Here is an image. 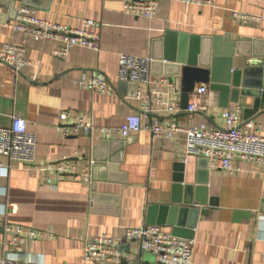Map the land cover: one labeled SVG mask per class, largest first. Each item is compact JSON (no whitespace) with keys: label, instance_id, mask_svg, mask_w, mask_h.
<instances>
[{"label":"crops","instance_id":"1","mask_svg":"<svg viewBox=\"0 0 264 264\" xmlns=\"http://www.w3.org/2000/svg\"><path fill=\"white\" fill-rule=\"evenodd\" d=\"M27 2L25 7L37 18L95 33L100 45L98 51L74 47L57 57L61 43L28 40L24 56L29 65L16 71L0 60V127H9L13 117L23 119L37 143L33 165L14 164L0 156V240L8 238L5 224L51 234L20 244L12 256L30 264H86L84 242L104 235L122 243L126 259L149 262L154 257L141 253L137 242L125 241V229L162 222L169 233L174 223L184 225L182 231L193 225V264H264V163L234 160V170L226 172L210 167L205 158L185 155L184 134L156 138L142 130L128 139L117 135L104 139L59 121L61 113L69 112L97 129L113 131L126 116L139 113L145 100L150 109L146 124L159 120L163 125L215 129L224 126L222 114L232 107L240 110L241 129L252 122L264 137V90L232 96L197 84L194 89L203 85L208 92L190 113L171 93L172 84L136 88L117 78L122 54L151 58L179 42L201 51L213 38L240 43L238 49L245 54H234V69L260 66L264 0H213L209 7L163 1L151 19L127 13L121 0ZM21 5L19 0H0V52L5 44L25 40L8 26ZM233 13L254 19L242 23ZM162 71L155 64L151 79H168ZM81 73L106 79L109 91L80 89L74 81ZM191 97L192 93L188 105ZM168 106L181 111L170 114ZM109 156L111 161L106 162ZM62 159L77 173L89 168L90 183L48 170L49 163ZM93 159L97 167L92 174ZM183 207L189 211L175 210ZM205 208L210 209L202 215Z\"/></svg>","mask_w":264,"mask_h":264},{"label":"built area","instance_id":"2","mask_svg":"<svg viewBox=\"0 0 264 264\" xmlns=\"http://www.w3.org/2000/svg\"><path fill=\"white\" fill-rule=\"evenodd\" d=\"M21 1V0H19ZM124 2L125 11L133 16L151 19L155 17L158 6L163 1L181 2L199 6H211L213 0H121ZM232 17L242 23H248L254 18L241 13H233ZM9 28L13 32L23 34L25 40L21 44L8 43L3 45L0 52V60L12 66L16 71L29 65L25 59V43L28 40H48L61 43V47L55 51L57 57H64L74 47L99 50L100 38L97 34L85 30L72 29L67 26L54 24L37 18L32 10L21 5ZM150 57H137L128 54L119 56L117 78L120 82L149 87H170L168 79L152 80ZM75 84L83 90L92 93H106L109 91V83L100 77L87 76L86 73L75 79ZM208 88L200 86L192 92V97L187 111L193 113L196 110V101L206 95ZM139 96V92L137 93ZM144 103L137 114L125 117L123 124L115 129H97L91 123H86L81 116H73L69 112L59 115L61 124L71 123L78 130H85L100 134L104 139H111L117 135L122 139H128L131 135L142 130H148L156 138H172L176 134H184L186 137L185 155L205 158L210 167L226 172H232V162L240 160L245 163H264V137L258 135L252 122L244 123L245 129L239 127L240 110L229 107L222 118L224 126L210 129L205 125L193 127H181L172 122L163 125L159 120H153L146 124L150 109ZM181 109L177 106H168L167 112L177 114ZM36 137L27 129L25 120L13 117L9 127H0V156L7 158L11 163L33 165L36 161ZM93 162H91V165ZM52 173L60 177H72L90 183V169L81 173L68 160L52 162L47 165ZM3 233L6 239L0 240V264H30L21 256L13 257V253L19 251L22 243L50 238L48 232L35 229H26L20 226L5 224ZM125 241L138 243L139 251L154 256L153 261L143 262L134 259H126L121 251L122 243L113 237L99 236L88 239L83 244V256L86 264H193V243L191 240L174 236L166 232L160 225H145L136 228L125 229Z\"/></svg>","mask_w":264,"mask_h":264},{"label":"water","instance_id":"3","mask_svg":"<svg viewBox=\"0 0 264 264\" xmlns=\"http://www.w3.org/2000/svg\"><path fill=\"white\" fill-rule=\"evenodd\" d=\"M24 6L28 5L27 0H21ZM16 13V11H15ZM16 15V14H15ZM210 45L203 50L190 48L179 42L178 46H165L162 55L151 57V72L155 64L162 67V75L167 77L172 84L171 93L180 99L181 108H188L190 94L194 91L197 84L208 85L211 90L220 91L225 94L236 96L245 91L264 90V62L260 66L252 67L245 64L242 68L234 69L232 66L234 54H245L239 51L240 43L230 42L227 38L210 39ZM219 42H227L223 47H218ZM224 62V64H221ZM262 65V66H261ZM137 88L136 84H131ZM232 102H237L233 99ZM122 147L123 142L119 143ZM118 153V151H115ZM93 159L92 174L96 169V161ZM107 161H111L109 156ZM204 205V203H202ZM210 208L201 209L204 215ZM175 210L189 211L187 208H175ZM198 211V209H195ZM169 223V222H168ZM163 225L162 222L153 223ZM173 224V223H171ZM180 223H174L172 234L174 236L191 240L193 225L186 226L189 229L182 231Z\"/></svg>","mask_w":264,"mask_h":264},{"label":"rangeland","instance_id":"4","mask_svg":"<svg viewBox=\"0 0 264 264\" xmlns=\"http://www.w3.org/2000/svg\"><path fill=\"white\" fill-rule=\"evenodd\" d=\"M145 254L148 255V256L150 255L152 258L154 257V256H152L151 254H147V253H145ZM150 256L148 257V259H151ZM146 257H147V256H146Z\"/></svg>","mask_w":264,"mask_h":264}]
</instances>
